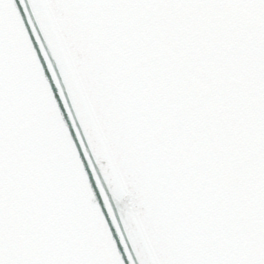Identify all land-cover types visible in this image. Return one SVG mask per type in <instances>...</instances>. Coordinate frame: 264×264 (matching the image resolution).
Here are the masks:
<instances>
[{
    "label": "snow or ice",
    "instance_id": "1",
    "mask_svg": "<svg viewBox=\"0 0 264 264\" xmlns=\"http://www.w3.org/2000/svg\"><path fill=\"white\" fill-rule=\"evenodd\" d=\"M0 264H264V0H0Z\"/></svg>",
    "mask_w": 264,
    "mask_h": 264
}]
</instances>
